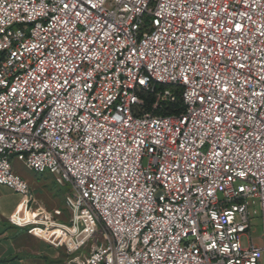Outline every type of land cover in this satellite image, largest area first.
Masks as SVG:
<instances>
[{
  "label": "built area",
  "instance_id": "built-area-1",
  "mask_svg": "<svg viewBox=\"0 0 264 264\" xmlns=\"http://www.w3.org/2000/svg\"><path fill=\"white\" fill-rule=\"evenodd\" d=\"M0 185L43 264H264V0H0Z\"/></svg>",
  "mask_w": 264,
  "mask_h": 264
},
{
  "label": "crops",
  "instance_id": "crops-1",
  "mask_svg": "<svg viewBox=\"0 0 264 264\" xmlns=\"http://www.w3.org/2000/svg\"><path fill=\"white\" fill-rule=\"evenodd\" d=\"M22 196L0 185V264H43L58 261L62 250L12 226L8 218L22 201Z\"/></svg>",
  "mask_w": 264,
  "mask_h": 264
},
{
  "label": "rangeland",
  "instance_id": "rangeland-1",
  "mask_svg": "<svg viewBox=\"0 0 264 264\" xmlns=\"http://www.w3.org/2000/svg\"><path fill=\"white\" fill-rule=\"evenodd\" d=\"M12 164L14 172L28 183L32 196L38 204L43 205L49 210L65 208V198L71 193L68 186L59 185L56 182L55 176L50 173L40 174L28 169L17 158H13ZM250 211L252 218L251 237L257 245L262 246L263 226L259 203L251 206ZM243 243H247V238L243 239ZM65 259L66 255L61 251L59 261L62 262Z\"/></svg>",
  "mask_w": 264,
  "mask_h": 264
},
{
  "label": "trees",
  "instance_id": "trees-1",
  "mask_svg": "<svg viewBox=\"0 0 264 264\" xmlns=\"http://www.w3.org/2000/svg\"><path fill=\"white\" fill-rule=\"evenodd\" d=\"M161 90H167L169 89L174 95H175V101L166 102L163 104L162 107H160L158 110H156L154 113L158 115H162L165 117H171L175 115H180L185 111V105L182 98V89L180 87H174V86H160ZM154 102V97L150 96L147 99V104L151 106V104ZM61 261H54L52 263H58Z\"/></svg>",
  "mask_w": 264,
  "mask_h": 264
}]
</instances>
